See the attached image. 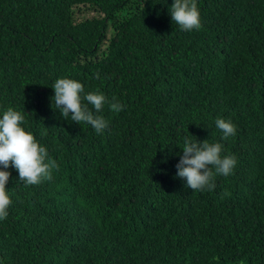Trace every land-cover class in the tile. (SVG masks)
I'll return each mask as SVG.
<instances>
[{"label":"trees","instance_id":"trees-1","mask_svg":"<svg viewBox=\"0 0 264 264\" xmlns=\"http://www.w3.org/2000/svg\"><path fill=\"white\" fill-rule=\"evenodd\" d=\"M172 2L0 0V108L58 165L39 185L7 169L0 264H264V0H197L192 32ZM63 77L125 105L104 134L60 116ZM189 135L237 159L212 191L176 177Z\"/></svg>","mask_w":264,"mask_h":264},{"label":"clouds","instance_id":"clouds-1","mask_svg":"<svg viewBox=\"0 0 264 264\" xmlns=\"http://www.w3.org/2000/svg\"><path fill=\"white\" fill-rule=\"evenodd\" d=\"M168 14L184 32L198 31L202 27L197 0H173ZM51 88L54 91L52 102L60 116L76 124L90 125L96 134H104L109 128V121L100 114L106 105L116 113L125 107L115 98L110 101L100 91L86 93L84 85L76 79L58 78ZM215 124L222 133L221 139L237 133L236 125L229 119L219 118ZM181 151L176 177L184 180L191 191L214 190L215 176H231L237 165L236 157L224 154V145L220 142H198L189 135L184 138ZM9 167L18 172L19 181L25 185L52 180L53 170L58 168L47 147L25 127L24 111L13 107L0 108V222L7 219L13 203L10 190L6 189L11 175L7 171Z\"/></svg>","mask_w":264,"mask_h":264},{"label":"rangeland","instance_id":"rangeland-1","mask_svg":"<svg viewBox=\"0 0 264 264\" xmlns=\"http://www.w3.org/2000/svg\"><path fill=\"white\" fill-rule=\"evenodd\" d=\"M122 13H123V11H122ZM112 32V30H110V33Z\"/></svg>","mask_w":264,"mask_h":264}]
</instances>
